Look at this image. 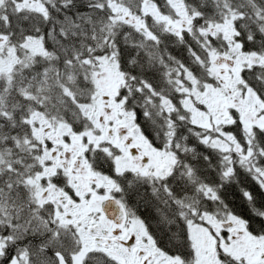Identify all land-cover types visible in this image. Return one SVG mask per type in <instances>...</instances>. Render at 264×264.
Listing matches in <instances>:
<instances>
[{"label":"snow or ice","instance_id":"1","mask_svg":"<svg viewBox=\"0 0 264 264\" xmlns=\"http://www.w3.org/2000/svg\"><path fill=\"white\" fill-rule=\"evenodd\" d=\"M0 264H264V0H0Z\"/></svg>","mask_w":264,"mask_h":264}]
</instances>
